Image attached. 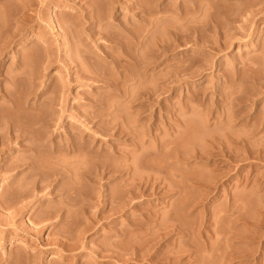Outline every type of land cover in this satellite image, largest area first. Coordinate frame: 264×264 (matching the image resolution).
<instances>
[{"label":"rangeland","instance_id":"1","mask_svg":"<svg viewBox=\"0 0 264 264\" xmlns=\"http://www.w3.org/2000/svg\"><path fill=\"white\" fill-rule=\"evenodd\" d=\"M25 1L0 0V116L17 99L35 106L25 119L18 110L22 127L12 108L31 133L0 145V264H264V13L248 8L259 2L119 8L107 26L142 31L147 47L182 36L145 74V43L133 47L144 63L119 65L87 58L110 52L105 39L70 44L67 26L81 18L71 14L86 0H31L33 18L18 29ZM88 2L109 13L105 0ZM39 10L55 30L38 26ZM89 17L80 29L100 18ZM17 79L23 95L13 98ZM70 138L82 156L64 152Z\"/></svg>","mask_w":264,"mask_h":264},{"label":"bare ground","instance_id":"2","mask_svg":"<svg viewBox=\"0 0 264 264\" xmlns=\"http://www.w3.org/2000/svg\"><path fill=\"white\" fill-rule=\"evenodd\" d=\"M31 2V0H28V2H27V0L25 1V3L24 4H22V3H20L21 5V7L20 8H18V10H16L15 12H14V16H15V20H16V23L17 24H19V26H18V29H19V27H22V26H24L28 21H29V19H31V18H33L32 17V15H31V12H33V10H31L30 8H31V6L32 5H34L33 4V2ZM75 2V0H71V2ZM87 2H86V5L88 6V7H86L85 8V6H81V5H79L78 7V12H77V14L75 15H73V14H71L72 16L71 17H76V18H78V17H81L80 18V20H79V18L76 20V22H71V23H69V24H71V26L72 25H74V27L72 26V28H70L71 26H67L68 28H69V30H67V32L69 33V34H71L70 35V37L68 38V41L70 42V44L72 43L73 45L75 44V42H77V41H87V40H90V41H93L94 39H96V37H100V38H102V39H105V41L107 42V44L108 45H106L105 47H107L109 50H110V52L109 53H104V55H100V54H94V56H89L88 57V55H87V58L90 60V59H95V61H96V59L97 58H99V59H101V60H108V59H113L112 60V62L114 61L115 63H117L118 65H119V63L117 62L118 60H124V59H127L128 61H129V63H130V60H132V61H135V59L136 58H139L138 56H141L142 58H144L145 60H146V63H144V61L141 59V57H140V59H137V60H140L139 62H137V61H135V62H137V63H144L143 65H144V67H145V69H144V67H143V71L145 72V74L147 73V72H151L152 70H154V68L156 67V68H158L159 66L157 65L158 63H159V61H160V59L162 58V54L163 53H167L166 51H164V50H166L167 49V47L168 46H170L171 44H174V43H178L179 41H180V39L182 38V36L181 35H179L180 33H178V32H176V31H174V30H171V31H169L170 33H169V38L171 39L170 41L171 42H167V41H162V42H154V43H152V46L151 47H147L146 45V41L144 42L145 43V48H146V50L144 49V47L142 48V47H140V48H142V49H144V50H142L144 53L142 54V51H140V52H136V49H139V48H137L139 45H142V46H144V43L143 42H141V41H143V40H140L141 38H142V36H144V34H142V36H141V34L140 33H142V31L139 33H135V34H133L134 32H132L134 29L132 28V30H131V27H130V29H129V27L128 28H126L125 26L126 25H122V23L118 26V31L117 30H114V31H112L108 26H107V24L111 27V26H113L112 28H114V26H115V24H113V22H111V20H113L115 17H117L118 15H117V12H118V10H119V8H121V9H124V10H126V12L127 13H131L130 11H132L133 9L134 10H139L140 11V9H141V4L139 3V1L138 0H135V1H133L132 2V4L130 5V6H124L123 5V3H122V0H105V3L106 4H108V9H109V13L107 12H105L106 10H104V12L103 11H100V9H99V7H98V5L96 6V4L94 3V2H92V3H94V4H92L91 2H88V0H86ZM93 1V0H92ZM200 1V0H199ZM198 1V2H199ZM204 2V4L202 3V0L199 2L200 3V5H201V8H202V6L204 5H206L207 3L205 2V0H203ZM220 1H222V0H220ZM257 1L259 2V4L257 3ZM261 1V2H260ZM255 2V1H254ZM119 3L121 4V5H119ZM206 3V4H205ZM221 3H223V2H221ZM255 3H257V4H252V5H250V7H248V8H250V10L252 11V13H254L255 15H260L261 13H264V0L262 1V0H256V2ZM76 5H77V3H75ZM95 5V6H94ZM199 5V6H200ZM209 5V7H211V5L210 4H207L206 6H208ZM259 6L260 5V7L257 9L256 8V10L254 9H251L252 7L251 6H254L253 8H255L256 6ZM19 6V5H18ZM157 7H160V5H156ZM203 6V7H204ZM96 8H98L97 10H96ZM103 8H104V6H103ZM91 9V10H90ZM209 9V8H208ZM88 10V11H87ZM95 11H98L97 13L95 12ZM44 10H39L38 12H36V22L38 23V26H40V27H42L43 26V29H45V28H48V29H50L51 31H53V30H55V27L57 26V24L59 23L58 22V20H56V21H54V24H55V26L54 27H52L51 25H48V27H46V26H44L42 23L43 22H45V19H44ZM205 12H207V11H205ZM101 13V14H100ZM126 13V14H127ZM99 14V15H98ZM88 15H90V17L88 16ZM91 15H93V16H97V17H100L98 20H99V22L100 23H102L104 20H105V17H106V15H107V17H109L108 19L109 20H107V18H106V21H104L103 23L105 24V26H103L102 24H101V27L99 28L98 26H97V23H96V21L98 22V20H94V22H90L89 21V25H88V27H86L85 29H86V31L88 30L89 32H86L85 30H82V29H80L79 28V26H81L82 25V23H85V21L83 20L84 18H86V17H89L91 20H93V16H91ZM108 15H110V16H108ZM205 16L206 17H204V18H208L209 16L207 15V14H205ZM226 17H228V19L227 20H230L231 21V19H229L230 17L229 16H226ZM88 18V19H89ZM94 19H97V18H95L94 17ZM206 19H204L206 22H203V23H205V25H207V21H209V19L208 20H206ZM222 20V19H221ZM233 20V19H232ZM102 21V22H101ZM108 21V22H107ZM115 21V20H114ZM218 21V20H217ZM217 21H213V23H215L216 24V26H219V28L221 27L219 24V22L220 21H218V23H217ZM224 21H225V19H224ZM229 21V22H230ZM234 21V20H233ZM105 22H107V23H105ZM73 23V24H72ZM88 23V22H87ZM196 23V22H195ZM210 22H208V25L207 26H209L210 27V25L212 24V22L209 24ZM224 24H222V27L225 25V22H223ZM86 24V23H85ZM201 24H202V22H201ZM229 24V23H228ZM227 23H226V25H225V27L228 25ZM61 25V24H60ZM87 25V24H86ZM193 25L195 26V24L193 23ZM117 26V25H116ZM203 26H204V24H203ZM212 26V25H211ZM232 26V25H231ZM96 27H97V29H96ZM103 27H105L104 29H103ZM107 27H108V29H107ZM206 27V26H205ZM204 27V28H205ZM208 27V28H209ZM224 27V28H225ZM17 28V27H16ZM67 28V29H68ZM192 28V27H191ZM96 29V30H95ZM106 29V30H105ZM197 29H199L198 27H193L192 28V30H193V32H197L196 30ZM222 29V30H221ZM226 29V28H225ZM225 29H223V28H220V32L222 31V32H224V34L225 35H223L224 37L226 36V30ZM92 31V32H91ZM112 31V32H111ZM136 31H138V30H136ZM226 32V33H225ZM15 34V33H14ZM138 34H140V36H138ZM223 33H221V35H222ZM12 36H14V35H12ZM148 36V35H147ZM79 37V38H78ZM139 37H141V38H139ZM14 38V37H13ZM78 38V40L76 41H74V39H77ZM145 38V37H144ZM223 38V37H222ZM226 38V37H225ZM80 39V40H79ZM131 39V40H130ZM130 42H136V44H132V45H130L129 44V41ZM134 40V41H133ZM47 41H49V39L47 40ZM74 41V42H73ZM157 41H159V40H157ZM169 41V40H168ZM13 41H8V42H5V44L3 45V48H2V54L3 53H5V50L7 49V46H10V44L12 43ZM89 41H87V43H88ZM129 44H127V43ZM71 44V45H72ZM130 47V46H132V48H131V50L133 51V47H134V45H136L135 47V49H134V51L137 53V55H138V53H141V54H139L138 56H136V53L133 51V53H135V54H131V51H130V49H128L129 47L127 46V45ZM126 45V46H125ZM171 46H173V45H171ZM74 47H75V45H74ZM126 47H127V49H126ZM41 48H43V49H45V46H41ZM42 49V50H43ZM41 50V49H40ZM128 50L130 51V52H128ZM44 51V50H43ZM46 51V50H45ZM114 51V52H113ZM116 53L115 55H113V53ZM73 54H75V53H73ZM71 55V59H75V55ZM78 55L80 56V54H77L76 55V59L75 60H77V61H79V60H81V58H82V56H84V55H81L80 57H79V59L77 58L78 57ZM144 55V56H143ZM37 56V55H36ZM84 58V57H83ZM82 58V60H84ZM120 58V59H119ZM123 58V59H122ZM87 59V60H88ZM86 60V59H85ZM84 60V61H85ZM92 60V61H93ZM91 61V62H92ZM88 62V61H87ZM134 62V63H135ZM161 62V61H160ZM128 63V62H127ZM89 64H90V61H89ZM91 65H92V63H91ZM157 65V66H156ZM160 65V64H159ZM154 67V68H153ZM151 68H153V69H151ZM151 69V70H150ZM1 69H0V76H1ZM155 72H156V70H154ZM90 72V71H89ZM143 72V73H144ZM153 72V71H152ZM25 73H27V72H25ZM32 74V73H31ZM29 75H30V73H29ZM88 73L86 74V77L87 78H89V76L90 75H88ZM151 75H153V74H151ZM21 77H22V75H21ZM20 77V78H21ZM29 77V76H28ZM23 78V77H22ZM91 78V77H90ZM105 78V76L104 77H102V79H104ZM156 78H158V76L156 77ZM155 78V79H156ZM21 80V79H20ZM16 83L14 84V81H13V85L11 86L12 87V91H10L9 90V92H10V94H9V96H15L12 92H18V93H21L22 92V90H20L19 89V87H20V83H19V80L17 79L16 81H15ZM17 82L19 83V85H16L17 84ZM154 83H158V79L157 80H155V82ZM157 86H158V84L157 85H155V87L157 88ZM263 88H264V86H263ZM19 89V91H16V90H18ZM4 90V89H3ZM260 90H262V88L260 89ZM6 92H8V90H5ZM21 91V92H20ZM27 91V90H26ZM264 90H262L261 92H263ZM2 92V87H0V93ZM23 92H24V94L26 93L25 92V90H23ZM38 91H36V97L38 98L37 99V102L39 101V98H40V95L42 96L43 94L42 93H44V92H42V93H37ZM3 93H4V91H3ZM32 93H33V90H32ZM31 93V94H32ZM6 94V93H5ZM4 94V95H5ZM21 95H23L22 93H21ZM28 95H29V92H28ZM5 96H7V95H5ZM2 98V97H1ZM6 98H8V97H6ZM10 98V97H9ZM14 98V97H13ZM28 98V97H27ZM243 98V97H242ZM11 99V98H10ZM9 99V100H10ZM12 100V99H11ZM14 101H16V99H13ZM24 100H28V99H24ZM23 100V101H24ZM244 100V99H243ZM241 101L242 102V104L244 103V101ZM20 101V104L19 103H16V102H13L12 104H13V106L14 107H11V105L12 104H10V106L9 107H7L6 106V109L7 108H9V112L10 113H12V115H10V113H9V115H6V117H3L4 115L2 114V116H0V117H2L1 118V122H0V124H2L3 125V130H2V128H1V130H0V145H10V143H12L13 141H21L22 139H18V138H23V134H25L27 131H29L30 129H27V128H30L29 127V124H30V121H28L29 122V124L27 125V124H25V126H24V128H26V129H24V131H23V129H21V127H22V125H24V123L27 121H23L22 120V117L19 115V113L22 111V112H24V110L27 108H30L31 107V110H33L34 108L33 107H35V106H33L32 107V105H33V103H30V104H32L30 107H29V102L28 101H25L24 103H22L21 101L22 100H18L17 99V102H19ZM48 103V102H47ZM241 104V105H242ZM27 107H26V106ZM40 105H41V103H40ZM40 105H38V106H40ZM44 105V104H43ZM42 105V106H43ZM46 105H48V104H46ZM45 105V106H46ZM50 105V104H49ZM48 105V106H49ZM5 107V106H4ZM3 107V108H4ZM26 107V108H25ZM37 107V106H36ZM1 108L2 107H0V110H1ZM12 108H15L14 109V111H16V113L15 114H17L18 113V116L17 117H21L20 118V120H19V118H17L15 115L13 116V113H14V111H12ZM17 109V110H16ZM21 109H23V110H21ZM244 109H245V106H242V108H240V116L239 117H242V116H245V111H244ZM8 110V109H7ZM20 112H19V111ZM35 110V109H34ZM20 113L22 116H23V119H25L27 116H25V114H26V111L24 112V113ZM244 114V115H243ZM11 116V118H9V117ZM8 117V118H7ZM25 117V118H24ZM18 119L17 121H18V123L20 122V126L18 125V123L16 122V120H13V119ZM28 119V118H27ZM29 120V119H28ZM23 121V122H22ZM21 123H22V125H21ZM27 123V122H26ZM26 130V131H25ZM28 133V135H30V133L31 132H27ZM27 135V134H26ZM16 138V139H15ZM74 138H70V139H68V142H67V140H66V142H67V144H65L64 146V152H66V153H75V152H77V153H80V154H78V155H81L82 156V153L81 152H79V151H81V148H78L77 149V144L75 143V141L73 140ZM23 140H25V139H23ZM22 140V141H23ZM243 142H245L246 143V141L244 140ZM85 153H87V149H86V152ZM81 156H79V157H81ZM78 156H77V158H79ZM29 158V157H28ZM28 160V159H27ZM23 164H26V163H23ZM14 165L15 164H13L12 166H13V168H14ZM17 165V164H16ZM22 166V165H21ZM21 166H19V165H17V167H21ZM16 168V167H15Z\"/></svg>","mask_w":264,"mask_h":264}]
</instances>
